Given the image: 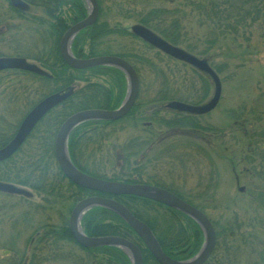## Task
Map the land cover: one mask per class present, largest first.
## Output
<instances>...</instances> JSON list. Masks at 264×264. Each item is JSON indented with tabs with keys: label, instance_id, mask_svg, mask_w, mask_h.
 <instances>
[{
	"label": "trees",
	"instance_id": "16d2710c",
	"mask_svg": "<svg viewBox=\"0 0 264 264\" xmlns=\"http://www.w3.org/2000/svg\"><path fill=\"white\" fill-rule=\"evenodd\" d=\"M183 6L195 11L198 17L197 23L199 28L205 25L208 30V33L205 35V40L201 45L192 44L185 45L186 47L182 46L183 40H181L182 33L180 29L182 21H184L181 19ZM77 10L78 16L81 18L85 14V9L80 3L77 5ZM154 12L157 16L168 13L166 10ZM175 13H180V17L171 14V16H174L171 23L172 30H165L163 28L158 30L155 26L151 27L149 15L147 17L143 16L138 24L149 29L169 44L178 48L183 47L184 49H181L185 52L205 60L218 77V73L224 65L220 68L210 63L212 62L210 60L214 58L211 54V50L214 49L216 45L224 41L231 34H241L246 42L249 41L255 33H259L261 37L264 35V0H184L183 5L176 7ZM183 17H185V15ZM113 26L105 21L99 22V24L96 23L89 27V31H87V29L82 30L77 36L76 42L80 46V49L88 44L86 47L88 49L86 51L85 48L84 53L89 55V58L116 56L129 63L136 71L139 79V94L133 108L121 120L113 122H86L73 129L67 141V149L71 162L81 172L95 178L118 183L142 184L162 188L201 211L211 222L216 236L214 251L205 264H264V223H261L256 229L251 228L252 226L249 224H237L236 212H231L233 208H226V211L231 212V214L226 215L224 211L220 212V217L223 220V225L220 227L218 222L206 215V209L210 208L216 210L214 204L215 193L213 190H204L192 196L189 192L184 194L179 191L178 188L165 185L159 180L144 178L147 176H144L145 172L142 164L151 160L150 154L159 149L156 147L162 144L163 140H167V137L176 138L180 130L194 131L201 129L210 131V128L207 126L202 127L199 124L197 119L201 118L200 116L178 113L166 109L165 106L175 101L189 105L203 104L209 96L211 80L204 73L189 66L194 74L200 77L201 75L203 76L200 78L201 82H199V85L203 89V94L200 98H197L195 101H190L188 97L191 96H187L186 98L177 93L169 92L166 87H162L160 91L152 94L151 99L142 103L140 100L141 68L138 69L134 62H136L139 67H142L143 70L147 68L149 72L157 75L163 72L160 67L158 68V62H162L160 55L169 59L172 58L146 45L128 31L119 30V26ZM113 35L122 38L130 37L144 44L148 47L147 49L155 51V59H158V61L152 62L153 59L146 57V54L133 55L127 52L113 54L97 50L107 37ZM197 46H200L201 50L194 53ZM42 51L43 52L40 51L38 55H40V53L53 55L51 65H56V68L52 71V78H38L21 71H8L10 73L13 72L12 74L15 78L21 77L24 79V77H33L35 79L32 78L34 82L43 84L44 93L42 91L43 94L40 98L32 102L31 105L28 106V109H26L27 111L20 114L16 122L6 124L5 118H0V149L12 139L22 118L39 100L55 92L64 93L73 90V94L44 116L21 148L11 158L0 163V168L7 167L12 169L14 174L13 178L0 175V182L11 184L19 188L23 187L22 189H28L29 187L38 193L42 192L45 195L43 200L48 204L47 210L43 211V213L50 211L52 208L54 209L58 204L57 202L61 199L67 200L68 202L70 201V211L80 200L88 196L113 199L127 208L136 219L144 223L150 229L163 253L169 258L176 261H186L195 256L200 250L204 239L198 225L189 217L147 199L132 196H108L81 188L74 185L62 174L56 164L54 155V139L60 126L67 118L84 110H114L118 108L125 96L127 83L124 74L114 67L99 66L86 70H72L63 63L59 56L58 49L50 45L46 46V49L44 48ZM47 60L46 58L40 59L46 67H48L49 63ZM180 65L183 66L184 63ZM161 74L163 75V73ZM161 77L163 84H165V76ZM94 78L98 80L93 81ZM220 82L222 87V81L220 80ZM79 84L80 86L77 87ZM1 85L2 83L0 82V86ZM165 109L168 111V117L160 116L161 113H166L162 112L165 111ZM146 110L149 112L148 118L150 119L144 118V115H142V111L145 112ZM144 119L150 121L148 122L149 126H145L146 123L143 124L144 127L147 128H142L140 125ZM127 120H131L129 126H127L128 123L125 122ZM154 125L158 127L155 128ZM138 126H140L141 129H138ZM108 127H112V131L108 132L111 130L108 129L106 132V128ZM126 127H132L130 129H135L139 135L125 140V147H122L121 144H119V147L114 145V143H118L116 134L124 132L127 129ZM40 128L42 131H39ZM97 128L99 130L95 131ZM153 133H155V136L152 139L148 137ZM92 139H95V142H93L95 143V147L93 143H90ZM29 140H33L31 148L33 156L29 166L31 172H25L23 171L21 164L22 158H20V155L24 153V149L22 148H24L23 146H25ZM101 148L104 149L107 154L104 153V155L99 152ZM95 152H99L98 157L93 155ZM126 152L127 155L125 156ZM17 158L18 160L16 161ZM96 159L100 160L96 161ZM87 160L92 162L91 166L85 164ZM101 163L104 165H101ZM106 166L112 171L109 177L103 176L105 173L102 172V168H107ZM92 167L96 169L95 171H100L101 173L92 171ZM53 170H56V174ZM51 176L52 180L50 178ZM64 181L67 182V184H63ZM65 193H67L68 196L64 195ZM21 199L25 200L28 198L22 197ZM196 201L202 202L194 203ZM258 201H260V204L257 206L264 212V196ZM37 209L39 208L37 207ZM54 213V215H56L57 212L54 210ZM56 217V223L50 224L47 222L46 224H42L44 221L42 220L40 225H37L38 227L35 226L37 229L32 232L33 242H31V238L28 241L27 247L31 250L30 253L32 252L30 256L32 255L35 259L32 258L33 261L31 264H41L43 262H51V264H130L128 257L119 248L113 246H100L86 249L81 247L73 240L68 229L67 221L60 218V216L58 217V215H56ZM49 218L51 219L50 215ZM30 221L31 220H27L26 224H29ZM81 227L84 234L91 238L119 237L126 239L139 248L143 264H158L144 247L137 235L122 219H120V217L108 209L102 207L90 208L83 216ZM248 228L249 231L245 230ZM62 243L74 245L83 253L84 257L77 258L76 261L71 260L68 255L63 254L64 251L61 248ZM7 246L12 248L10 243ZM42 246H44V249L48 247L49 252L42 255L40 259L38 256L40 252H37V249H41V251L44 250L41 248ZM10 248L9 250H2L1 252L4 251L2 255L4 258L10 256V264H18V260L12 256L14 253ZM42 253H44V251H42ZM27 264H29V262Z\"/></svg>",
	"mask_w": 264,
	"mask_h": 264
},
{
	"label": "rangeland",
	"instance_id": "374dc122",
	"mask_svg": "<svg viewBox=\"0 0 264 264\" xmlns=\"http://www.w3.org/2000/svg\"><path fill=\"white\" fill-rule=\"evenodd\" d=\"M98 2L101 20L111 26L117 25L119 30L128 32L130 27L138 24L143 16L147 17L148 15L151 19V27L155 26L158 30L162 28L170 30L172 18L180 17V13H175L176 7L184 4V0H98ZM0 5L2 6L0 8L6 9L7 5L3 0H0ZM162 10H166L168 13L157 16L154 12ZM182 12L181 19L184 20L180 29L182 46L201 45L208 33L206 26L199 28L198 17L194 10L183 6ZM184 15L185 17H183ZM13 23L16 21L10 23L12 29H14ZM14 30L18 31L16 28ZM3 47L0 46V51L11 55L12 51L9 48L7 50L6 46ZM147 48L130 37L122 38L113 35L107 37L97 50L113 54L126 52L133 55L146 54V57L153 59L152 62L158 61L155 59V51ZM200 50V46H197L194 53ZM29 54L31 56L34 54L33 47ZM211 54L214 58L210 60L212 61L210 63L220 68L223 65L224 67L218 73L222 81V89L217 107L209 114L197 119L202 127L207 126L210 131L180 130L176 138L167 137V140H163L162 144L155 146L159 149L150 154L149 162H141L144 166V176H147L144 178L159 180L165 185L178 188L184 194L189 192L192 196L204 190H213L216 210L206 209L208 217L218 222L221 227L223 220L220 217V212L224 211V214L230 215L234 211L237 214V224H249L252 226L251 228L256 229L261 223H264V212L258 207L260 204L258 200L264 196V35L261 37L259 33H255L246 42L241 34H231L216 45L211 50ZM160 57L162 62H158V68L162 69L163 75L161 73L154 75L147 68L143 70L134 62L138 69L141 68L140 100L142 103L151 99L152 94L160 91L162 87L186 98L191 96L188 97L190 101H195L202 96L203 89L199 85L202 75L200 77L194 74L189 66L183 65L182 62L174 61L163 55ZM12 73L0 74L2 83L0 86V118L4 117L6 124L16 122L20 114L27 111L28 106L44 93L43 84L34 82L33 77L34 80L31 77L15 78ZM161 76H165V84H163ZM95 80L98 79L94 78L93 81ZM210 87L209 96L205 101H208L212 96V82H210ZM14 92L15 96L18 95V100L11 101L8 96L14 95ZM162 112L166 113H161L160 116L168 117L166 110ZM142 113L144 118L149 117L148 110L142 111ZM148 119H144L140 124L142 128L145 123V126H149ZM125 122L128 123L127 126L131 124V120ZM126 128L124 132L116 134L118 143H114V145L119 147L121 144L122 147H125V140L139 135L135 129H130L132 127ZM108 129L111 130L108 131ZM138 129L141 127L138 126ZM98 130L97 128L95 131ZM39 131L42 129L40 128ZM107 131H112V127L106 128ZM154 136L155 133L148 137L152 139ZM93 142L95 139L90 140L91 144ZM32 143L33 140H29L22 148L24 149L23 156L20 155L25 172H31L29 166L33 156ZM93 146L95 147V143ZM99 152L107 154L102 148ZM99 152H95L93 155L98 157ZM98 160L100 159H96V161ZM85 164L91 166L92 162L87 160ZM101 165L104 164L101 163ZM95 170L92 167V171ZM102 170L105 173L103 176L111 175L112 171L108 167L102 168ZM53 172L56 174V170ZM95 172L101 173L100 171ZM0 175L14 177L13 170L7 167L0 168ZM50 178L52 180V176ZM63 184H67V182L64 181ZM239 189L243 191L240 192ZM26 190L33 195L25 200L21 199L22 196L0 193V264H10V256L4 258L2 255L4 251L1 252L9 250L10 246H7L9 243L12 247L10 249L14 253L12 256L18 260V264H24V262L31 264L34 258L32 255L30 256L32 252L30 253L31 250L27 247L37 225H40L42 220H44L42 224L56 223V215L65 221L69 219L70 201L61 199L54 209L43 213L48 207V204L43 200L45 195L29 187ZM64 195L68 196L67 193ZM226 208L233 209L231 212H227ZM54 210L57 212L56 215H54ZM27 220H31L29 224H26ZM245 230L249 231V228ZM41 248L44 249V246ZM61 248L64 251L63 254L68 255L71 260L76 261L77 258L84 257L83 253L70 243H62ZM42 251L37 249V252H40L38 255L40 259L42 255L49 252V249L45 247ZM41 264H51V262Z\"/></svg>",
	"mask_w": 264,
	"mask_h": 264
},
{
	"label": "water",
	"instance_id": "95a60500",
	"mask_svg": "<svg viewBox=\"0 0 264 264\" xmlns=\"http://www.w3.org/2000/svg\"><path fill=\"white\" fill-rule=\"evenodd\" d=\"M13 7L22 9L24 6L20 0H10ZM88 7L87 17L73 26L62 38L60 44L61 57L64 63L76 70H86L99 66H109L120 70L127 82V90L121 105L115 110H84L73 114L67 118L60 126L54 142L55 161L62 174L74 185L81 188L105 194L108 196H132L147 199L173 210H176L194 221L203 234V244L198 253L186 261H176L165 255L156 241L150 229L141 221L136 219L123 205L113 199L105 197H89L78 202L71 211L69 217V231L73 240L83 248L91 249L100 246H113L122 250L128 257L130 264H143L142 255L139 248L132 242L119 237H87L81 227V219L85 212L92 207H102L115 213L126 225L137 235L144 247L158 264H205L214 251L216 236L209 219L198 209L182 201L169 191L155 186L142 184H126L107 180H102L89 176L78 170L71 162L67 149V141L70 133L77 126L92 121L113 122L124 118L134 106L138 91L139 81L135 70L123 59L116 56H102L86 60L76 59L70 51V41L73 37L86 27L95 23L98 15V5L96 0H85ZM130 32L149 46L159 50L163 54L174 60L185 63L192 68L204 73L209 77L213 85L212 97L204 104L193 106L181 102H170L166 109L180 113L202 116L214 110L221 96V82L217 74L210 68L207 62L197 58L181 48L175 47L150 30L140 25H134ZM23 70L33 73L46 74L34 65L26 63L22 59H2L0 58V71L3 70ZM72 94L66 93L52 94L40 101L21 121L12 139L0 149V163L11 158L25 142L35 125L52 108L60 105ZM239 191H243L239 189ZM0 192L31 197V194L17 186L0 182Z\"/></svg>",
	"mask_w": 264,
	"mask_h": 264
},
{
	"label": "flooded vegetation",
	"instance_id": "af4514ba",
	"mask_svg": "<svg viewBox=\"0 0 264 264\" xmlns=\"http://www.w3.org/2000/svg\"><path fill=\"white\" fill-rule=\"evenodd\" d=\"M3 1L6 3L7 6H6V9L0 8V46L1 47L6 46V49L8 50V48H9L12 51V53H11V55H9L8 53L4 54L3 52L0 51V58H2V59H4V58H6V59H22L26 63L32 64L37 69L44 72L46 74V76L39 74V73H33V72H29V71L16 70V69L3 70V71H0V74L4 73V72H8V71H21V72H25L27 74L33 75V76L38 77V78H42V77L43 78H52L53 77L52 71L55 70V68H56V65H54V66L51 65L53 55L42 54V53H40V55H38V53L40 51L43 52L42 50L44 48L46 49V46L51 45V47L58 49L59 56H60L61 60L63 61V59L61 57V52H60V44H61L62 38L64 37V35L67 33L68 30H70L73 26L77 25L79 22L83 21L87 17L88 7H87L85 0H20V2L24 5L22 7V9H18V8L13 7L10 0H3ZM78 3H80L85 9V14L81 18H79V16H78V10H77ZM97 4H98L97 19H96L95 23H93L91 26H93L96 23L99 24V22H103L101 20L102 17H100L101 16V10H100L98 0H97ZM13 21H16V23H13V28L14 29L16 28L18 30L17 32H15V30L11 28L12 24H10V23H12ZM135 25H140V24H135ZM52 26H54V27H52ZM53 29L55 30V32ZM85 29H87V31H89V26L86 27ZM9 31H11V33H8ZM80 32L77 33L73 37V39H71V41H70V51H71L72 56L74 58L80 59V60L95 58V57L89 58V55L84 53V49L87 47L88 44L85 45L82 49H80V46L76 42V38L80 34ZM130 34H132V33L130 32ZM52 44H54V45H52ZM31 47H33V52H34L33 55L34 56L33 55L31 56L29 54L31 51ZM48 49H49V47H48ZM13 52H14V54H13ZM41 57L43 59L44 58L48 59L47 61L49 62L48 63L49 68L46 67V65H44L40 61V59H42ZM63 63H64V61H63ZM43 66H45V67H43ZM70 69L76 70L73 68H70ZM70 91H72V94H73V90H70ZM56 93H59V92L51 93V94L47 95L46 97H48L52 94H56ZM72 94H71V96H72ZM46 97H44V98H46ZM8 98L11 101H15V100H18V95L15 96V92H14V95H12V96L9 95ZM44 98L39 100L29 110V112ZM4 99L7 100L6 98H4ZM58 106H56V107H58ZM56 107L52 108L48 113H50ZM171 113H173V112H171ZM47 114H45L44 116H46ZM186 115H190V114H186ZM23 118H22V120H23ZM36 125H35V127H36ZM54 141H55V139H54ZM31 197H32V194H31ZM86 198H89V196L85 197L83 199H86ZM69 217H70V215H69ZM82 219H83V217H82ZM82 219H81V221H82ZM67 223L69 224V219H68ZM68 229H69V225H68ZM31 242H33V238H32Z\"/></svg>",
	"mask_w": 264,
	"mask_h": 264
}]
</instances>
